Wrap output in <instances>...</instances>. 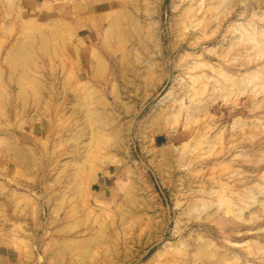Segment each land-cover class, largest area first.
<instances>
[{"label": "rangeland", "instance_id": "rangeland-1", "mask_svg": "<svg viewBox=\"0 0 264 264\" xmlns=\"http://www.w3.org/2000/svg\"><path fill=\"white\" fill-rule=\"evenodd\" d=\"M0 264H264V0H0Z\"/></svg>", "mask_w": 264, "mask_h": 264}]
</instances>
